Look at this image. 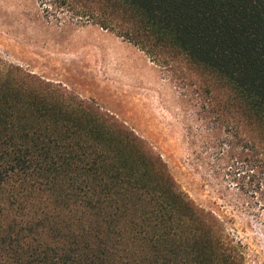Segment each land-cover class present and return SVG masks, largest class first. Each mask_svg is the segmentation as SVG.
Masks as SVG:
<instances>
[{
  "label": "trees",
  "instance_id": "obj_1",
  "mask_svg": "<svg viewBox=\"0 0 264 264\" xmlns=\"http://www.w3.org/2000/svg\"><path fill=\"white\" fill-rule=\"evenodd\" d=\"M61 1L71 21H95L169 71L186 67L222 145L242 149L234 181L264 202V0ZM0 264L248 262L131 131L10 67L0 70Z\"/></svg>",
  "mask_w": 264,
  "mask_h": 264
},
{
  "label": "rangeland",
  "instance_id": "obj_2",
  "mask_svg": "<svg viewBox=\"0 0 264 264\" xmlns=\"http://www.w3.org/2000/svg\"><path fill=\"white\" fill-rule=\"evenodd\" d=\"M10 67L92 103L131 131L195 204L225 222L248 264H264V202L234 181L242 149L222 145L186 67L169 71L95 21H71L61 0H0V70Z\"/></svg>",
  "mask_w": 264,
  "mask_h": 264
}]
</instances>
